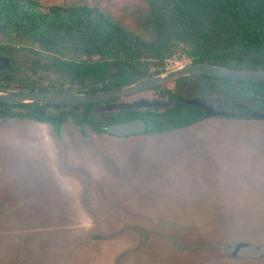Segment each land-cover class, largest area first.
<instances>
[{"label":"rangeland","instance_id":"obj_1","mask_svg":"<svg viewBox=\"0 0 264 264\" xmlns=\"http://www.w3.org/2000/svg\"><path fill=\"white\" fill-rule=\"evenodd\" d=\"M43 3L97 5L128 24L143 5ZM237 242L264 244V121L117 138L0 120V264H264L233 260Z\"/></svg>","mask_w":264,"mask_h":264},{"label":"trees","instance_id":"obj_2","mask_svg":"<svg viewBox=\"0 0 264 264\" xmlns=\"http://www.w3.org/2000/svg\"><path fill=\"white\" fill-rule=\"evenodd\" d=\"M141 2L128 24L87 3L45 6L43 0H0V56L15 58L27 52L29 58L38 57L33 61L36 66L39 57L45 58L46 66L80 87L109 82L106 88H113L157 75L177 63L264 70V0ZM194 77L162 86L160 94L164 101L173 102L172 108L93 113L90 126L101 133L97 127L101 120L117 123L139 116L149 121L150 134L194 126L203 121L204 113L179 102L195 96L182 95L183 82ZM219 80L222 86L204 79L200 94H217L228 104H247L252 111H264V82ZM27 106L21 119L49 122L60 131L64 119H47L39 106ZM65 119L77 126L84 122V116L77 113Z\"/></svg>","mask_w":264,"mask_h":264},{"label":"water","instance_id":"obj_3","mask_svg":"<svg viewBox=\"0 0 264 264\" xmlns=\"http://www.w3.org/2000/svg\"><path fill=\"white\" fill-rule=\"evenodd\" d=\"M9 60L0 56V71L8 67ZM192 76H212L221 79H232L248 82H264V70L234 69L216 65L214 63H186L178 67L167 69L157 75L147 76L142 79L122 84L112 89H106L109 82L89 86L84 89L70 92H30L22 94H4L0 93V102L15 104H34L49 103L54 105H79L86 103H101L124 98L140 92L159 88L171 84L180 79ZM217 84L222 86L220 81ZM180 103L193 105L200 108L207 118H214L225 115L217 112L211 105L205 104L202 99H181ZM173 106L172 101L166 102H148L142 100L139 102L127 104H113L98 106L95 112H113L146 108H169ZM252 119L264 120L263 113L251 114ZM109 135L116 137H131L145 134L148 130L147 123L143 119H137L128 122L115 123L101 128ZM229 255L233 260H260L264 258V244L256 245L248 242H237L230 246Z\"/></svg>","mask_w":264,"mask_h":264},{"label":"flooded vegetation","instance_id":"obj_4","mask_svg":"<svg viewBox=\"0 0 264 264\" xmlns=\"http://www.w3.org/2000/svg\"><path fill=\"white\" fill-rule=\"evenodd\" d=\"M1 57H4V56H1ZM5 58H7L9 60V65L6 69L0 71V93L22 94V93H30V92H36V91H39V92H43V91H45V92H48V91L70 92V91L80 90V89L86 88V87H80V86L74 85L68 76L46 66L45 63L43 64V67H39V65L36 66L31 61L29 64H25V62H23V63L20 62L19 56H16L15 58L14 57L13 58L5 57ZM39 62H40V59H39ZM22 66L23 67L26 66V67H30V68L26 69V68H22ZM10 67L12 69H10ZM40 68L43 70H39ZM29 73L35 74L36 75L35 78L34 79L31 78L29 76ZM47 76L52 77L56 81L53 83H50V84H44L42 77H47ZM192 77H194V76H192ZM200 77H201V79H199V80L195 79V77H194L190 82H188V81L183 82V86L185 87V91L182 94L183 97H187L189 94L194 93L193 95H195V96L191 99H202L205 102V104L211 105L212 107L215 108V110L217 112H222L225 114V115H220V116L214 117V118H233V119L247 120V121H250V120L264 121V120H260V119H252L251 118V114H253V113H263L264 114V111H252V110H250V106H248L247 104H234V105L228 104L226 101H224L223 96H219L217 94L206 93V95H201L200 92H201L202 87H203V80L204 79H208V80L214 81L216 83V81H220L219 79H221V78L212 77V76H200ZM228 80H232V79H228ZM234 81H240V80H234ZM243 82H248V81H243ZM173 83H171V85ZM116 87H118V86H116ZM113 88H115V87H113ZM161 88L162 87L151 89L148 91L140 92V93H137V94H134L131 96H127V97L120 98V99H115L112 101L101 102V103H86V104H79V105H54V104H49V103L15 104V103L0 102V120H30L33 122H37L39 124H47V125H50L54 129V131L56 132V134L58 136H62V130L68 129V127H70L71 129H77L79 131V133H81L82 135H86L91 131L94 133H97V134L109 135L106 132H104L101 128L115 124V123H110V121H107L106 119L101 120L102 121L101 124L97 125L98 129L101 130V133H98L95 130H93L90 126L91 125L90 115L93 113L99 114V115L112 114L115 112H122V111L95 112L94 109L96 107L113 105V104H121V103L131 104V103L139 102L142 100H146L148 102L164 101L166 99H164L160 94ZM106 89H112V88H106ZM150 93L157 94L158 99H156L154 101L149 100L148 95ZM211 97L214 98V100H210ZM182 99H186V98H182ZM180 100H181V98L179 99V102H180ZM211 101H216V104H210ZM91 104L93 105L92 108H90ZM27 105L39 106V109L42 112H44L45 117L47 119H49V118H53L55 120L56 119H58V120L64 119V121L62 122V124L60 126V131L58 132L53 127V125L49 122H40L37 120L28 119V118L27 119H23V118L21 119L20 117H22L29 109ZM172 107H169V108H172ZM164 109H167V108H158V109L146 108V109H134V110H138L141 113H143L145 111H150V110L153 112H156V110H160V112H161ZM123 111H133V110H123ZM75 113L84 116V122H83L82 126H77L76 124H74L73 120H71V119H65L68 115H72ZM137 119H143L147 123L148 130L145 134H150L148 132L151 129L150 128L151 125H150L149 121H147L142 116L141 117L139 116L138 118H135L133 120H137ZM205 119H209V118H207V116L204 114L203 120H205ZM133 120L120 121L117 123L128 122V121H133ZM145 134H142V135H145ZM157 134H161V133H157ZM110 136H112V135H110ZM135 136H140V135H135ZM113 137H116V136H113ZM131 137H133V136H131ZM117 138H128V137H117ZM229 249H230V246L227 248L228 252H229Z\"/></svg>","mask_w":264,"mask_h":264}]
</instances>
